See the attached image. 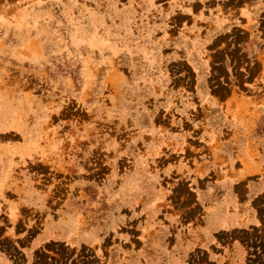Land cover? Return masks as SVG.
<instances>
[{"label": "rangeland", "instance_id": "rangeland-1", "mask_svg": "<svg viewBox=\"0 0 264 264\" xmlns=\"http://www.w3.org/2000/svg\"><path fill=\"white\" fill-rule=\"evenodd\" d=\"M239 167L264 172V0H0V252L26 229L73 247L50 264H206Z\"/></svg>", "mask_w": 264, "mask_h": 264}, {"label": "crops", "instance_id": "crops-1", "mask_svg": "<svg viewBox=\"0 0 264 264\" xmlns=\"http://www.w3.org/2000/svg\"><path fill=\"white\" fill-rule=\"evenodd\" d=\"M225 144L231 145L226 148L232 152L231 155L238 153V148H235L238 145L242 146V152L250 155L249 149L243 147L248 144L247 138L237 140L228 137ZM245 170L246 167H239L219 174L213 186H209L210 206L205 222L201 230L194 228L192 235V239L197 241L194 247L198 246L192 252L194 259L197 258L195 254H205L206 264H264V172L254 174L245 173ZM33 234L26 229L18 232L14 238L16 246L11 245L9 249L3 246L0 264H50L49 259L46 262L40 259L46 249L58 245L70 250L73 248L63 237L56 236V232L51 235L45 231ZM201 242L205 244L203 248ZM99 253L97 250H84L78 258L72 255L58 262L53 259L52 264H126L120 252H117V262L110 254L106 257L104 250ZM133 257L128 264H137L136 255ZM182 262L183 259L178 260L177 264ZM146 263L149 261L145 260Z\"/></svg>", "mask_w": 264, "mask_h": 264}]
</instances>
